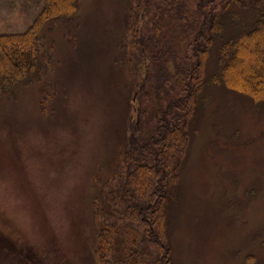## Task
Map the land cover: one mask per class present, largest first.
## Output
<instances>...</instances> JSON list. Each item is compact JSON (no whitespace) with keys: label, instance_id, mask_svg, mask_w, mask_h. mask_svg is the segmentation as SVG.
Instances as JSON below:
<instances>
[{"label":"rangeland","instance_id":"rangeland-1","mask_svg":"<svg viewBox=\"0 0 264 264\" xmlns=\"http://www.w3.org/2000/svg\"><path fill=\"white\" fill-rule=\"evenodd\" d=\"M47 1L0 0V36L27 34L47 69L43 79L0 96V244L34 247L54 264H99L94 204L130 126L158 128L159 108L190 92L182 67L196 59L189 33L144 34L150 18L130 0H80L71 24ZM224 12L228 29L231 13L247 24L255 18L251 7ZM221 43L216 37L203 64L206 86L179 149L168 207L173 264H264V102L212 85ZM133 76L148 88L150 124L137 109Z\"/></svg>","mask_w":264,"mask_h":264},{"label":"trees","instance_id":"trees-1","mask_svg":"<svg viewBox=\"0 0 264 264\" xmlns=\"http://www.w3.org/2000/svg\"><path fill=\"white\" fill-rule=\"evenodd\" d=\"M130 1L135 12L146 11L145 16L150 18L148 30L144 31L145 26L139 22L138 31L148 36L162 31L166 40L173 39L176 30L189 33L188 45L192 46L196 63L188 69L182 67L189 83L183 91L190 88V92L174 97L170 106L159 108L164 116L154 125L157 129L150 128L149 134L143 123L130 126L131 139L119 153L116 169L94 204V254L99 264H173L168 207L177 191L179 149L189 138V124L206 86L203 64L216 37L219 38L222 43L218 49V73L212 78V85L226 86L264 102V0H201L195 6L189 0ZM47 4L55 6L57 17L67 19L69 24L76 20L80 9V0H48ZM250 7L255 17L253 23L247 24L238 12L230 14L232 28L220 22L221 15L227 13L224 11ZM26 36H0V96L14 94L46 76V64L40 63V46L33 50ZM38 40L40 43V37ZM138 61L133 63L132 71ZM244 69L247 77L241 74ZM139 79L133 76L134 87L142 97L137 109L144 122L150 124L152 107H143L148 88ZM4 242L0 244V253L6 254L0 256V264H54L45 254L35 253L34 247L18 246L7 239ZM247 260L251 263L255 258Z\"/></svg>","mask_w":264,"mask_h":264}]
</instances>
